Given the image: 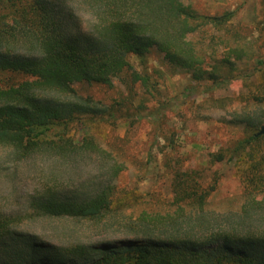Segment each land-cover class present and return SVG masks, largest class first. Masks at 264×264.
Listing matches in <instances>:
<instances>
[{
	"label": "trees",
	"instance_id": "1",
	"mask_svg": "<svg viewBox=\"0 0 264 264\" xmlns=\"http://www.w3.org/2000/svg\"><path fill=\"white\" fill-rule=\"evenodd\" d=\"M196 7L192 0H0V149L18 162L46 155L76 166L88 159L103 173L83 188L86 194L51 185L29 202L38 216L91 222L84 241L68 247L38 241L3 214L0 264H264V135L258 134L264 58L258 55L245 73L253 52L233 28L236 12L211 15ZM255 30L263 49L264 14ZM151 54L166 70L149 63ZM243 58L248 67L241 70ZM166 71L215 87L240 81L244 89L206 102L213 110L232 102L227 123L241 128L238 138L208 156L210 171L215 164L232 166L245 198L225 216L208 208L217 172L208 178L203 167L185 168L165 112L157 114ZM82 87L107 94L97 99L81 94ZM144 120L153 142H163H156L157 153L171 194L169 200L153 195L150 209L145 194L119 182L139 162L130 142ZM136 169L134 177L144 178L146 162ZM111 229L124 231V238Z\"/></svg>",
	"mask_w": 264,
	"mask_h": 264
},
{
	"label": "rangeland",
	"instance_id": "2",
	"mask_svg": "<svg viewBox=\"0 0 264 264\" xmlns=\"http://www.w3.org/2000/svg\"><path fill=\"white\" fill-rule=\"evenodd\" d=\"M192 2L198 10L202 8L211 15L224 10L236 12L233 28L243 37H247L245 39L250 40L249 43L246 42L247 48L253 52L252 61L248 63L250 67L247 68V58H243L237 63L239 69L247 68L244 72L249 73L255 61L260 58L258 55L264 58V48H258V34L255 30L256 18L259 14H264V0H192ZM263 40L264 38L260 42L264 44ZM149 63L166 70L156 54H151ZM114 85L123 91L122 83L114 82ZM97 89L82 87L80 93L94 95L97 99L104 98L107 93ZM159 89L160 99L164 104L160 107L155 104L153 107L159 108L157 114L165 112V125L173 130L177 139L179 160L184 162L185 168L203 167L207 170L208 178L211 171H216L219 176L215 190L208 199V208L217 216H225L226 211L237 210L245 198L232 166L215 164L210 166V171L208 156L238 138L241 128L227 123L234 105L232 102L226 103L225 110L208 108L206 102L209 98H234L237 94L244 93L241 82L232 81L215 87L205 81L192 82L184 71H166V77ZM138 128V135L131 138L130 152L136 155L139 162L121 175L119 182L126 189H134L145 194V202L150 209L155 208V203L153 206L151 201L153 195L161 200H169L171 194L167 176L160 169L161 157L157 153L159 147L156 146V142L160 147L163 142L160 139L153 142L154 134L150 133L151 126L147 121L144 120ZM123 133L124 126H119L118 134L123 136ZM148 153L151 155H147ZM140 162H146L147 166L142 179L134 177ZM73 166L46 155H35L18 162L14 160L10 151L0 149V216L3 214L12 216L17 230L30 234L38 241L59 247H68L84 241L94 227L91 222L70 217L38 216L32 213L29 207L30 199L48 186L53 185L62 193L76 195L83 193L85 186L90 187L103 177V173L88 159L80 160ZM156 203L164 205L160 200ZM113 230H109L112 236L124 238L120 233L122 230L119 229L117 232Z\"/></svg>",
	"mask_w": 264,
	"mask_h": 264
},
{
	"label": "water",
	"instance_id": "3",
	"mask_svg": "<svg viewBox=\"0 0 264 264\" xmlns=\"http://www.w3.org/2000/svg\"><path fill=\"white\" fill-rule=\"evenodd\" d=\"M259 135H264V126H261L258 132Z\"/></svg>",
	"mask_w": 264,
	"mask_h": 264
}]
</instances>
